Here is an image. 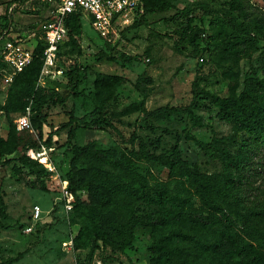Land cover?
Here are the masks:
<instances>
[{
	"label": "trees",
	"instance_id": "obj_1",
	"mask_svg": "<svg viewBox=\"0 0 264 264\" xmlns=\"http://www.w3.org/2000/svg\"><path fill=\"white\" fill-rule=\"evenodd\" d=\"M16 3L17 0L10 5V12ZM172 8L171 0H143V11L134 16L126 31L147 27L148 16ZM138 16L140 18L135 20ZM81 17L82 13H72L64 18L67 39L59 47L58 62L66 42L76 49L78 58L82 57L77 41L81 37ZM228 23L236 33L246 35L242 41L234 37V45L239 42L250 44L262 35L257 29L242 31L231 16H228ZM7 31L6 24L0 29V38L5 37ZM44 48V41L39 38L32 49L31 62L7 85L5 101L0 104V114L8 120L6 136L0 135V167H10L19 181L34 178L45 190L50 174L29 156V152L51 147L55 136L67 130L65 149L69 159L62 180L67 181V188L74 197L69 223L79 226L71 239L74 251L88 250V261L100 244L114 251L135 249L146 252L149 264H264V188L242 182L253 163L250 146H264V76L245 77L241 90H233L226 97L199 90L198 83L205 79L196 78L192 100L186 107L163 106L148 110L143 95L141 100L116 110L111 105L117 102V87L130 85L140 90L151 84V78L143 74L131 82L121 75L98 72L93 88L100 105L81 118L71 107L66 112L68 121L54 128L48 119L52 114L51 97L55 93L37 85ZM98 60L131 63L138 57L101 53ZM3 67L5 65L0 62V69ZM63 70L69 93L56 98L55 103L60 106L68 98L78 96L81 74L86 67L82 68L75 60ZM201 100H210L220 114L234 120L249 136L246 143L238 142L232 135L213 136L209 143H203L191 135L204 155L221 161L218 172L207 173L186 162L177 144L166 154L160 151V138H143L135 131L126 138L114 125L115 120L140 113L147 124L146 129L154 133L161 128L152 121L186 111L193 124L201 126L200 119L192 111ZM27 107L30 108L31 128L18 130L9 116L21 115ZM87 116L91 117L88 122ZM43 125H48L51 131L40 144ZM88 128L113 131L120 142L107 148H98L95 140L77 144V131ZM142 164L166 172V181L155 180L150 185L151 171L147 168L142 171ZM140 203L156 206L157 213L139 211ZM61 204H64L63 200ZM6 216L0 191V226ZM140 228L150 230L151 243L137 248L134 244ZM18 258L1 264H11ZM113 261L111 256L103 258V264Z\"/></svg>",
	"mask_w": 264,
	"mask_h": 264
},
{
	"label": "rangeland",
	"instance_id": "obj_2",
	"mask_svg": "<svg viewBox=\"0 0 264 264\" xmlns=\"http://www.w3.org/2000/svg\"><path fill=\"white\" fill-rule=\"evenodd\" d=\"M13 1L16 0H0V29L7 24L6 37L18 40L22 48L32 50L42 37L44 27L53 18L54 7L46 0H17L18 3L11 6L15 8L10 12L8 9ZM171 3L172 9L148 16L147 27L126 31L133 23L134 15L127 22L117 25L107 38L97 35L89 18L82 15L81 37L77 39L82 57L78 58L76 49L66 42L62 45L58 62L64 69L75 60L82 68L86 67L81 74L79 94L68 98L60 106L55 100L69 93L66 81L64 78L48 80L46 89L55 93L51 97L52 114L48 123L54 128L66 123V112L71 107L75 115L81 118L100 105L93 88V80L98 72L121 75L131 82L143 74L151 78V84L142 86L140 90L130 85L117 87V102L111 105L116 110L141 100L143 95L148 110L163 106L186 107L192 100V86L196 78L205 79L198 83L199 90L226 97L233 90H241L245 77L264 76V0H171ZM228 16L236 20L242 31L257 29L262 33L261 37L255 38L250 44L239 42L234 45V37L242 41L246 35H240L232 29ZM101 53L117 56L126 54L136 56L138 60L131 63L98 60ZM8 88L0 82V104L4 103ZM198 105L192 111L200 119L201 126H195L186 111L152 121L161 128L154 133L146 129L147 124L140 113L115 120L114 125L126 138L133 131L143 138H160V151L166 154L177 144L186 162L207 173L218 172L221 170V161L204 155L191 135L203 143H209L213 136L226 135L246 143L249 136L234 120L220 114L210 100H201ZM18 116L10 114L9 120L16 123ZM90 119V116L85 118L87 122ZM48 125L42 127L40 144L51 131ZM7 129L8 120L0 114V135L5 137ZM66 134L67 130L62 131L55 136L51 147L44 146L54 168L44 185L45 190L34 178L19 181L10 167H0V191L7 213L0 226V264L18 257L11 264H103V258L108 256L114 259L111 264H149L148 253L135 249L114 251L99 244L88 261V250L74 251L63 245L73 239L79 228L78 225H70L69 211L61 204L59 191V180H62L67 170L69 159L65 149ZM89 140H95L98 148H107L120 142L113 131L95 128L77 131V144ZM250 147L253 163L242 182L248 181L252 187L263 189L264 146ZM44 163L48 164L47 160ZM146 168L153 177L150 185L155 180L166 181V172H161L155 166L141 165L142 171ZM36 205L42 213L39 220L33 221L31 213ZM139 211L155 215L157 207L140 203ZM29 227H32L30 232L27 231ZM150 243V230L138 229L135 247Z\"/></svg>",
	"mask_w": 264,
	"mask_h": 264
},
{
	"label": "built area",
	"instance_id": "obj_3",
	"mask_svg": "<svg viewBox=\"0 0 264 264\" xmlns=\"http://www.w3.org/2000/svg\"><path fill=\"white\" fill-rule=\"evenodd\" d=\"M54 7V16L44 27L43 39L45 48L43 50V64L40 70L37 85L45 87L48 80L64 78V70L58 65L59 47L67 39V29L64 25V18L72 13H82L89 18L90 24L97 35L107 38L117 25L125 23L129 18L143 11V0H46ZM32 50L22 48L18 40H12L5 37L0 38V62L5 67L0 69L2 83L8 85L13 81L14 76L21 72L32 60ZM18 130H28L30 124V108L27 107L25 112L18 116L16 120ZM53 150V148H49ZM30 157L40 162L45 170L51 175L54 172L51 161L47 157V149L34 151L38 156L40 153L46 154L47 163L40 161L38 157ZM59 191L63 207L71 211L74 201L73 195L67 188V181L59 180ZM41 208L36 205L32 208L31 217L33 221L40 219ZM32 227L27 228L30 232ZM72 249V240L63 244Z\"/></svg>",
	"mask_w": 264,
	"mask_h": 264
},
{
	"label": "bare ground",
	"instance_id": "obj_4",
	"mask_svg": "<svg viewBox=\"0 0 264 264\" xmlns=\"http://www.w3.org/2000/svg\"><path fill=\"white\" fill-rule=\"evenodd\" d=\"M31 156L32 157H38L40 159V161L43 163L47 160L46 154H44V153H40L38 156L36 155V153H32Z\"/></svg>",
	"mask_w": 264,
	"mask_h": 264
}]
</instances>
